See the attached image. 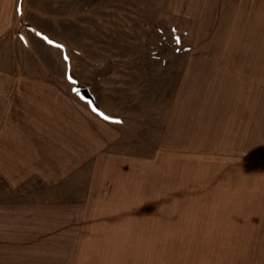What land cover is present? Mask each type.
<instances>
[{"label": "rangeland", "instance_id": "1", "mask_svg": "<svg viewBox=\"0 0 264 264\" xmlns=\"http://www.w3.org/2000/svg\"><path fill=\"white\" fill-rule=\"evenodd\" d=\"M253 4L254 0H0V204L14 196H56L39 175L26 178L13 172L35 160L7 148L8 128L26 117L5 108V95L34 77L47 80L64 86L79 104L110 122L93 141L94 149L108 156L91 157L83 164L89 173L79 169L66 176L64 197L115 198L93 205L96 212L89 218L97 212L102 216L88 223L105 229L101 233L113 227L124 199L143 198L142 203H151L146 212L149 227L165 234L159 241L144 236L162 254L154 253L150 264L152 259L153 264H189V186H213L215 191L222 176L216 174L221 171L216 167L221 144L216 130L233 110L229 107L238 95L240 66L242 78L244 59L251 60V39L243 36L248 29L241 22L251 20ZM241 36L245 38L239 43ZM81 90L91 97L81 96ZM92 124L98 127L88 121L86 128L93 129ZM92 163L100 165L92 171ZM225 179L236 180L229 174ZM176 198L186 204H178ZM198 207L193 206L192 217L199 215ZM223 223L227 222L217 224L220 230ZM177 231L182 235L176 236ZM211 234L208 239L219 240L220 249V234ZM199 237L204 238L196 235L198 245ZM92 239L108 247L116 238L86 237L85 242ZM216 243L210 246L213 254ZM105 254L85 252L101 264Z\"/></svg>", "mask_w": 264, "mask_h": 264}, {"label": "crops", "instance_id": "2", "mask_svg": "<svg viewBox=\"0 0 264 264\" xmlns=\"http://www.w3.org/2000/svg\"><path fill=\"white\" fill-rule=\"evenodd\" d=\"M253 6L251 20L241 22H244L243 29H248L243 36L251 39L248 40L251 60L244 59L242 78L240 66L238 95L230 107L228 100L224 108L233 110L224 116V121L216 122L220 125L216 134L221 143L220 151H216L219 156L216 167L221 171L216 174L222 176L215 183V191L213 186H189V264H213L214 261L220 264H264V0H254ZM243 36L239 43L245 38ZM29 82L5 95V108L10 106L17 110L14 113L26 117L20 124L14 123L11 129L8 128L10 144L7 148L14 154L32 156L35 160V164L13 172L26 175V178L39 175L56 190V196L41 199L14 196L10 202L0 204V264H84L86 259L88 264H101L96 257L86 256L85 252L100 255L102 251L107 254L103 264H150L154 253L162 256L158 247L150 245V239L144 238L150 235L159 241L158 237L165 234L155 226L149 227L146 212L151 203H142L143 198L124 199L121 203L124 207L119 209L113 227L101 233L105 229L88 223L99 221L102 216L97 212L96 217L89 218L96 212L93 205L109 204L116 201L115 198L64 197L66 176L79 169L85 171L82 173H89L83 164L91 157L108 156L109 153L96 151L97 142L94 145L93 141L94 134L102 130L101 126L108 129L110 122L79 104L75 96L64 91V86L47 80L38 81L35 77ZM88 121L98 127L92 124L93 129L86 128ZM99 165L92 163V171ZM226 174L236 180L226 181ZM177 201L186 204L180 203L178 198ZM194 205L199 206L196 217H192ZM96 210L99 211L98 207ZM219 221L227 222L221 224V230L217 227ZM197 228L203 232L198 234L197 231L196 234ZM216 232L221 238L220 249L219 240L208 239ZM175 235L181 236L182 232L177 231ZM196 235L204 237H199V245ZM98 236L116 239L108 247L93 239L91 243L89 240L85 242L86 237ZM214 242H217V251L213 254L210 246ZM70 253L75 255L70 257Z\"/></svg>", "mask_w": 264, "mask_h": 264}, {"label": "water", "instance_id": "3", "mask_svg": "<svg viewBox=\"0 0 264 264\" xmlns=\"http://www.w3.org/2000/svg\"><path fill=\"white\" fill-rule=\"evenodd\" d=\"M81 96L84 98H90L91 96L87 93V90H81L80 91Z\"/></svg>", "mask_w": 264, "mask_h": 264}]
</instances>
